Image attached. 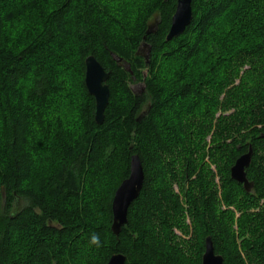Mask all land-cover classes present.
<instances>
[{
    "label": "trees",
    "instance_id": "obj_1",
    "mask_svg": "<svg viewBox=\"0 0 264 264\" xmlns=\"http://www.w3.org/2000/svg\"><path fill=\"white\" fill-rule=\"evenodd\" d=\"M243 1L192 0L190 25L166 41L176 0H0V264H106L115 254L124 256V264H201L207 237L223 264H246L243 249L249 264H264V209L256 215L248 210L264 199L256 155L264 116L259 129L225 145L221 196L198 185L194 149L216 109L243 104L236 93L247 88L244 81L255 76L257 65L264 78V0ZM251 9L263 10L261 18ZM154 16L156 30L146 35ZM238 39L247 42L243 54ZM238 49L251 69L231 87L234 93H225L233 102L224 106L216 91L207 90L236 75ZM89 56L109 74L99 125L84 86ZM136 83L143 87L139 93L130 87ZM224 120L216 131L228 136ZM248 148L252 189L245 192L230 168ZM133 155L143 182L114 236L111 203ZM170 163L178 165L180 191L186 189L199 236L193 257L168 241L174 227L185 229L182 195L169 183ZM221 204L241 213L236 231ZM32 230L30 241L18 247L16 237ZM245 234L251 242L241 238Z\"/></svg>",
    "mask_w": 264,
    "mask_h": 264
},
{
    "label": "rangeland",
    "instance_id": "obj_2",
    "mask_svg": "<svg viewBox=\"0 0 264 264\" xmlns=\"http://www.w3.org/2000/svg\"><path fill=\"white\" fill-rule=\"evenodd\" d=\"M237 1V0H235ZM239 1V0H238ZM243 1V0H240ZM244 4L248 5V0L243 1ZM250 4V3H249ZM206 7L204 6V9ZM254 10L256 14H258L261 18V11L263 10ZM134 10L128 11L127 14L128 17H130V14L133 13ZM242 13V12H241ZM240 14V10H236L234 16H237ZM198 16V15H197ZM157 17L154 16L150 21L149 25L150 27H154L157 22ZM261 19H259L260 21ZM195 32V31H194ZM241 33V31H240ZM190 34V32L188 33ZM196 34V33H195ZM239 34V33H238ZM237 39V38H236ZM239 44L242 47L243 51L242 54L246 50L247 42L243 39H238ZM248 41V40H247ZM184 52V51H183ZM145 48H140V54L142 56H145L146 54ZM241 50H237L236 55V61H234V64H237V68L233 70L234 75L230 82L222 83L221 85L218 83L216 87H209L207 91H210L209 89H213L216 91V98H218L219 102H223V105L227 103H232L233 101L226 98L225 93H231V87L238 86L241 81V77L245 74H247L251 67L249 64H246L244 61H242L240 55ZM248 53V52H247ZM234 55V56H235ZM235 58V57H234ZM242 62H241V61ZM240 62L241 67L239 68L238 63ZM258 71L256 72L255 76L253 73L250 74L249 78H246V81L244 83L247 85V88L243 86V90H250V94H246L247 91H241V93H236L238 95H241V101L242 105H237L236 107L229 106L230 108L226 109L225 111L221 110L220 107L215 110V112L212 113V121L208 120L209 123H211L213 126L211 127L210 124L206 125L209 128L208 134H206L203 137H199L196 142L198 143L197 147L194 148L196 150V158L198 160V166L200 167V171L202 174L201 179L197 181L198 185L206 184L208 188L215 190L218 195L221 196L222 189H223V169L225 165V150L227 147L225 145H229L235 141L239 140L246 132L253 130V129H259L260 124H258V118L264 116V78L261 75L260 69L261 67L257 65ZM130 87L134 93H139L142 90V84L136 83V84H130ZM234 93V92H232ZM251 108V109H250ZM178 109V108H177ZM145 113V111H144ZM227 119L224 121H229V135H224V131L221 132L216 131V125L219 120ZM262 133V132H261ZM212 152V153H211ZM257 158L259 160V164L261 166V170L264 174V141L259 142V148L256 151ZM170 175H169V183L175 193H179L182 195V203L184 204V217L181 218L180 222L182 224V227L184 226L185 229L174 227L172 230V234L169 236L168 241L170 243L177 242L181 247L183 248L184 252L189 254L190 256H196V252L199 247V236L196 232L193 223H192V216L189 214L188 205L184 198V189L183 192H181V180L177 175L178 165L170 163L169 165ZM238 200V205L242 206L244 203ZM241 202V203H240ZM251 207L248 209L250 213L253 215L259 214L262 209H264V199L257 202L256 204L250 205ZM237 207H226L225 205L221 204L219 209L220 211L224 212L225 216H227V219L230 220V224L232 225V229H236V223L235 220L240 217L241 213L239 212ZM241 208V207H239ZM261 230V228H260ZM236 231V230H235ZM35 233V230H32L30 232H22V234L18 235L16 237V245L18 244V247H21L22 245H25L26 242L28 243L30 239L32 238V235ZM173 235V237H172ZM245 242H251L250 235L245 234L241 237ZM241 241H238V244L240 245ZM248 245V244H247ZM22 248V247H21ZM240 248V247H239ZM242 249V248H241ZM241 253L244 257V261L246 264H249L248 257L250 256L249 252L245 251L244 249L241 250Z\"/></svg>",
    "mask_w": 264,
    "mask_h": 264
},
{
    "label": "water",
    "instance_id": "obj_3",
    "mask_svg": "<svg viewBox=\"0 0 264 264\" xmlns=\"http://www.w3.org/2000/svg\"><path fill=\"white\" fill-rule=\"evenodd\" d=\"M191 1L192 0H176L175 11L165 38L166 41L177 38L190 25L192 20ZM155 30L156 25L154 27H149L146 31V35L154 33ZM142 47L146 50V55L143 56V58L147 61L149 48L146 44H143ZM120 61V59H116L117 63ZM84 66V86L88 94L94 99V121L99 125L103 121L104 110L108 104L109 91L106 81L108 80L109 74L103 70L92 56L85 59ZM123 67L125 70L129 71L128 65L123 64ZM251 156L252 149L248 148V151L239 156L230 168V178L242 185L245 192H250L252 189V183L248 181L245 172L250 165ZM142 182V166L139 158L133 155L130 158L129 175L116 189L111 203L112 222L110 231L114 236H117L121 227L126 224L128 207L137 198L141 190ZM124 260L125 258L123 255L115 254L109 258L106 264H124ZM201 264H223L222 257L214 253L213 245L209 237L204 240V252L201 256Z\"/></svg>",
    "mask_w": 264,
    "mask_h": 264
}]
</instances>
